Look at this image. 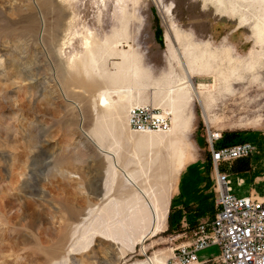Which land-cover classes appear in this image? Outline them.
I'll use <instances>...</instances> for the list:
<instances>
[{"label":"rangeland","instance_id":"obj_1","mask_svg":"<svg viewBox=\"0 0 264 264\" xmlns=\"http://www.w3.org/2000/svg\"><path fill=\"white\" fill-rule=\"evenodd\" d=\"M44 1L47 14L41 0H0V264H148L157 257L163 264H180L172 249L188 232L171 211L160 232L132 248L98 237L76 243L75 236L82 224L110 212L109 198L122 200L132 188L117 166L111 184L109 151L140 187L163 191L168 205L184 166L202 160L209 182L207 125L219 133L217 141L252 146L247 156L220 165L232 193L264 194V32L257 36L254 27L261 9L232 13L227 4L206 0H123L128 23L112 36L109 26L106 33L98 30L92 0ZM56 5L65 11L59 25ZM106 6L100 19L115 12L114 0ZM168 23L215 54V71L193 76L195 84L203 83L197 90L205 94L207 118L193 94L182 101L169 91L185 72L179 49L164 39ZM85 28L99 42L116 41L115 49H86ZM121 52H131L144 74L137 82L129 74L120 82L134 85L130 101L121 91L111 94L122 99L119 105L102 107L95 96L102 84L90 81L93 66L112 73L117 64L126 69L130 63L121 60ZM135 102L170 110L172 128L130 131L126 109ZM214 209L213 201L211 214ZM217 252L209 246L197 256Z\"/></svg>","mask_w":264,"mask_h":264},{"label":"bare ground","instance_id":"obj_2","mask_svg":"<svg viewBox=\"0 0 264 264\" xmlns=\"http://www.w3.org/2000/svg\"><path fill=\"white\" fill-rule=\"evenodd\" d=\"M206 1L213 2L217 4V6H225V4H227L229 7L226 10H230L232 13L237 12V10L239 11V8L241 7L246 8L252 6L254 8H260L261 12L257 14L259 20L254 23V27L257 36H261L263 34L264 0ZM98 2L99 4L92 0L90 3L92 6L96 7L98 11L96 18L98 30L102 33H106L105 29L109 26L112 36H116L122 28L126 27L128 23V20L125 19V16L122 14L125 9L123 0H114L116 5L114 8L115 12L112 14V18L109 19H100L102 10L107 7L106 0H98ZM40 5L42 6L44 13L47 14L46 1L41 0ZM86 9L88 8L86 7ZM64 12L63 7L56 5L55 15L57 16L58 25L61 21L60 17L64 16ZM169 12V8H166V13ZM240 16L242 17L243 15L241 14ZM67 25V29H70V27L73 26L72 20H70ZM55 31L59 32L57 29ZM93 34L92 30L85 28L84 46L86 49H115L117 43L116 41L109 43L105 38L104 41L99 42L94 39ZM164 39L167 44L172 46L171 49H179L180 60H178L185 72V79L176 85L169 87V91H175V93H173L175 94V98L181 99L182 101H187L193 94L202 107L204 117L207 118V107L204 105L202 99L205 94H202L197 90V87H202L203 83L195 84L193 76L194 74H209L214 72L215 67L213 65V60L215 58V54L211 52L206 44L200 46L198 42L194 41L192 39V35L188 31L181 30L173 26L171 23L166 24ZM173 44L175 46H173ZM94 45H96V48L93 47ZM171 49L169 50L172 52ZM90 57V60L94 61L93 56ZM119 57L121 60L128 61L130 64L127 65L126 69H124V65L120 66V64H117L118 73L110 72V70L105 66H103L101 70L94 67L95 65L93 66L95 77L91 78L90 81L96 85L102 84L95 95L97 97V103L102 107L109 108L114 105H119L122 99L120 97L115 100L111 99V94L118 95L121 91L125 92L126 100L130 101L132 98V90L135 88L134 85L128 83L127 86H120V82L125 81V78L127 77L126 75L128 74L130 75L128 78L132 81V83L137 82L138 79H140V76L144 74L137 62L133 60L131 52L129 55L126 52H121ZM171 97L172 96H170V98ZM171 101L173 102V98H171ZM133 104L144 103L135 102ZM172 105L173 104H171V106ZM163 110L168 111L165 109ZM173 111L175 112L176 118H179L180 110L174 109ZM168 112L171 114L170 110ZM215 133L216 135H219L218 132ZM107 153L111 154V184H113L116 180L115 166H117L121 171L125 184L130 185L132 188L125 189L122 200H116L114 197L109 198L107 203H110V212L107 215L98 216L99 218L92 220V222L87 225L82 224V230L79 235L75 236V242L77 243L82 240L98 237L100 240L107 241L111 244H117L120 246L127 245L128 248H132L136 243L142 242L147 237L156 235L163 229L167 212L168 196L163 191L148 190L144 187H140L137 184L136 176L131 171L117 165V159H115L114 153H111V151ZM109 191L110 189H108L105 194ZM105 194L103 196H105ZM98 210L100 211L101 209L99 208ZM69 252H71V249L68 253ZM148 264H163V261L161 258L157 257L153 260H148Z\"/></svg>","mask_w":264,"mask_h":264},{"label":"built area","instance_id":"obj_3","mask_svg":"<svg viewBox=\"0 0 264 264\" xmlns=\"http://www.w3.org/2000/svg\"><path fill=\"white\" fill-rule=\"evenodd\" d=\"M126 122L132 132L139 134L167 132L171 115L151 103L132 104L126 110ZM206 133L215 211L211 218L198 221L193 227L186 224L187 238L172 249V258L180 264H264V194H233L227 175L220 170L222 163L247 156L252 146L238 143L216 147L219 135L208 126ZM241 183L243 179L239 178L238 184ZM209 246H216L217 254L199 259L197 253Z\"/></svg>","mask_w":264,"mask_h":264},{"label":"crops","instance_id":"obj_4","mask_svg":"<svg viewBox=\"0 0 264 264\" xmlns=\"http://www.w3.org/2000/svg\"><path fill=\"white\" fill-rule=\"evenodd\" d=\"M205 170L202 160L184 166L167 207V212L176 213L175 216L181 214L180 222H185L189 227H193L198 221L211 218L214 214H211L215 199L214 181L210 173V181H205Z\"/></svg>","mask_w":264,"mask_h":264},{"label":"trees","instance_id":"obj_5","mask_svg":"<svg viewBox=\"0 0 264 264\" xmlns=\"http://www.w3.org/2000/svg\"><path fill=\"white\" fill-rule=\"evenodd\" d=\"M159 38H161V37H159ZM214 145L216 146V147H220V146H222V145H228L227 143H224L222 140L221 141H215V143H214ZM177 217H176V220H177V223H179L180 222V218H181V214H177L176 215ZM169 217H170V213H169Z\"/></svg>","mask_w":264,"mask_h":264}]
</instances>
